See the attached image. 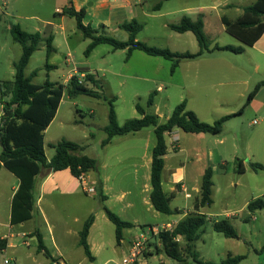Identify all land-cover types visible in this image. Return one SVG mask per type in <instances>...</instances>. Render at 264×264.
I'll return each instance as SVG.
<instances>
[{
  "label": "rangeland",
  "instance_id": "374dc122",
  "mask_svg": "<svg viewBox=\"0 0 264 264\" xmlns=\"http://www.w3.org/2000/svg\"><path fill=\"white\" fill-rule=\"evenodd\" d=\"M227 1L235 6L226 8L219 4L221 6L214 10L211 7L218 4L214 0H188L192 7L197 2H202L207 7L209 19L206 34L211 49L217 45L244 47L237 38L226 31L221 17L236 20L242 15L244 6L251 5L256 0ZM159 2L160 0H0V95L2 83L14 82L15 65L23 55L22 45L14 40L11 33L13 25H19L22 31L29 34L40 32L45 33L47 38H54L53 46L56 51L48 55L46 40L43 39L26 68L27 77L37 72V76L32 79L34 85L40 86L47 81L64 84L70 74L80 76L82 71L94 76L97 87L91 84H88V87L101 93L103 98L88 95L71 98L65 93L54 120L45 132V152L46 156L51 158L56 153L54 146L58 143H77L85 147L83 154L96 159L99 166L114 168L117 190L128 188L134 191L135 196L138 194V226L129 230L128 237L144 236L146 240L143 241L136 264L199 263L192 258L179 263L164 252L157 253L158 249H162V245L157 235H152L151 227L163 228L167 221H179L182 214L165 215L157 212L151 204L149 159L151 160L152 148H147L146 142L149 138L148 132L153 131L152 127L146 128L143 131L145 133L135 139L132 136L121 137L112 145L102 147V142L107 136L105 127L109 123V102L115 98L113 104L120 125L140 116L136 110L138 103L150 113L158 111L157 113L166 116L183 102H180L182 95H185L184 99L189 97L188 109L191 108L205 123L213 124L223 117L237 115L224 124L223 133L219 136L206 134L205 138H200L183 134L181 143L185 149L184 153L176 154L170 142V163L174 164V169L185 166L183 173L186 176L187 190L192 195L191 198H185L184 193H177L171 206L174 210L196 212L194 204L196 198H200L202 176L205 167L209 165L214 174V203L201 208V213L207 215L209 221L203 228L200 239L195 243L199 260L203 263L222 264L229 255H245L247 258L240 264H263L264 209L250 214L246 204L264 198V170H255L251 166H264V106L258 104L251 109L245 105L248 96L264 81V57L254 48H245L243 54L215 51V57H209L203 65L202 74H209V77L199 78L197 82L194 75L195 71L200 69L201 63L197 67L194 66L196 61L184 60V63L181 62L182 73L188 86L183 87L186 83L181 82L180 74L174 76L173 82L169 80L171 62L162 58L153 59L141 51H136L127 60V49L115 50L110 45H100L87 57L85 51L91 40L84 37L77 27L76 19L57 15L58 11L72 5L75 10L82 12L85 26H90L98 35L106 34L121 42L129 40V33L119 25L135 20L144 26V30L137 36V41L151 47L168 48L173 52L180 50L176 53L181 55L197 54L200 48L193 33L180 37L168 27L169 24L180 23L173 12L182 9L187 1H166L160 12L154 10ZM108 3L112 7H109ZM129 3H133V6ZM187 11L180 17L190 16L194 20L197 19V16L189 15L195 13L194 10ZM150 60H159L161 63L154 64ZM185 64L192 65L186 67ZM81 77L83 78L82 75ZM201 85H206V88H199ZM160 86L163 90L157 91ZM151 95L154 97V105L148 108L147 103ZM263 97L264 87L256 98L262 100ZM241 111L242 114L239 115ZM2 115L0 107V119ZM255 121L258 123L255 124ZM154 144L155 136L152 135L151 147ZM239 161L246 164V172L238 171ZM223 162L226 163L224 167ZM134 176L139 178L138 188L133 187ZM5 181L0 179V193L7 188L10 191L9 184ZM164 189L169 193L170 188L166 183ZM89 206L97 210V203H91ZM8 210L9 205L1 199V223L7 221ZM133 213H136V210ZM49 217L50 225L53 226L51 234L47 225L37 218L29 222L26 229H40L46 249L53 258L47 256L45 251H38V240L28 239L30 245L27 246L17 238L15 253L20 257L22 264H54L58 247L69 252V264H105L107 261L109 262L106 264H121L129 251L126 244L121 248L117 246L116 238L111 234L116 249L105 251L97 255V260L90 261L73 236L69 242H62L59 236L60 228L54 220L56 216L50 213ZM244 217L249 220L244 221ZM222 219L230 220L238 233L237 239H228L214 231V221ZM99 225L108 233V226L101 221ZM180 246H185L183 240ZM3 260L4 257H0V264Z\"/></svg>",
  "mask_w": 264,
  "mask_h": 264
},
{
  "label": "trees",
  "instance_id": "16d2710c",
  "mask_svg": "<svg viewBox=\"0 0 264 264\" xmlns=\"http://www.w3.org/2000/svg\"><path fill=\"white\" fill-rule=\"evenodd\" d=\"M171 0H160L154 10L162 9L164 2ZM57 15L68 16L77 21V27L83 32L86 39L91 40L85 55L88 57L98 46L110 45L115 50H128L127 60L133 52L141 51L152 57H160L172 63L171 72L174 73L184 60H194L203 54L214 51H229L234 54H243L246 47L254 46L264 34V0H256L252 5L244 7V12L237 20H230L223 17L222 21L226 31L237 38L244 47L215 46L210 48L208 38L205 33V24L200 16L196 20L189 16H184L179 24L170 26L176 33L192 32L198 42L199 52L197 54H184L173 52L168 48H157L148 46L137 41V36L144 30V26L133 20L130 23L121 25V28L129 33V40L118 41L106 34L98 35L97 31L90 26L83 24V14L70 5L60 10ZM2 20L0 14V22ZM11 33L14 40L23 47V55L15 65V80L13 83H2L0 95V107L3 111L0 125V169L6 168L14 174L20 181L12 201L11 223L13 225L27 222L33 218L35 210V179L42 169H49L53 172L69 169L72 175L79 179L82 174H88L98 169V161L83 154L85 147L77 143L62 141L54 146L56 153L48 160L45 152V132L54 120L61 105L65 93L71 98L79 95H88L102 99L101 93L90 89L88 84L97 87V80L94 76L86 72L83 78L72 76L67 85L51 83L47 81L43 85H34L32 79L37 76L34 72L31 77L25 74L26 68L32 55L39 49L42 35L38 32L29 34L21 30L19 25H13ZM54 38L49 36L46 40L48 55L54 53ZM55 68L54 66H48ZM264 87V81L259 83L255 90L248 96L245 107L250 106L256 98L258 92ZM9 98L8 100L6 98ZM107 100V99H105ZM115 98L109 102V123L105 127L106 138L102 142V147L109 145L115 137H122L135 134L146 128H154L156 144L152 150L151 165V193L150 200L153 208L165 215L181 214L180 210H174L171 206L173 196H168L163 188L162 175L165 167V157L168 153L166 134L179 129L188 134H209L219 136L223 133L224 124L232 119L231 115L223 117L213 124L203 122L193 111L188 109L187 101H183L175 107L170 117L165 122H160V117L155 113L148 112L141 104L136 105V110L140 115L138 118L127 120L123 125L118 122L117 113L114 108ZM154 105V97L150 96L147 107ZM9 114L7 118L4 115ZM242 114V111L239 115ZM255 170H264L261 164H251ZM238 171H245L242 161L238 162ZM214 181L213 170L208 167L202 176L200 189L199 208L211 206L213 201ZM247 209L250 214L264 209V198L251 201ZM109 220L116 227V241L118 245L123 240V231L131 229L134 225L123 221L115 213L106 210ZM94 216H90L85 222L80 232V246L84 249L89 260H93L92 252L88 244L90 229L94 223ZM208 216L198 212L189 213L173 228L172 231L161 232L157 239L162 245L157 253L164 252L169 258L179 263L186 262L192 258L199 264H216L213 262L203 263L199 260L195 243L200 239L203 228L208 223ZM214 231L223 234L228 239H237L238 233L232 226L229 219L214 221ZM184 241L185 246L181 248L180 242ZM8 247V241L0 238V251ZM264 249V248H263ZM39 252L45 251L46 255L52 257L43 242L38 240ZM247 257L245 255H229L222 264H240ZM55 262L57 260L54 259ZM264 264V263H263Z\"/></svg>",
  "mask_w": 264,
  "mask_h": 264
},
{
  "label": "crops",
  "instance_id": "0c3cea01",
  "mask_svg": "<svg viewBox=\"0 0 264 264\" xmlns=\"http://www.w3.org/2000/svg\"><path fill=\"white\" fill-rule=\"evenodd\" d=\"M171 1H177V0H171ZM180 1H187V2L185 3V6L183 5L181 7L182 9H178L175 12H173L174 15L177 16L179 20L178 22H180L183 18V17L182 18L180 17L182 13L188 12L187 10H190V9L192 11L194 10L195 13L189 14V15L197 16L196 18L201 16L203 18L204 24H205L204 30L206 33V27L208 24L207 20L209 19L208 14L206 12L207 7L204 6L202 2H197L194 5V7H192L191 5H189L188 0H180ZM214 2H218V4H215L214 6L211 7L214 10L218 9L221 6L219 4H222V6L226 8L235 6L234 3H230L227 0L226 1L214 0ZM129 4L130 6H133V3H129ZM108 5L109 7H112L110 3H108ZM161 10H159V12ZM61 17H68V16H61ZM223 17H226V16H223ZM223 17H221V21ZM171 25H174V24H169L168 27L170 28ZM119 26L121 28V25ZM223 26L225 25L223 24ZM188 33H192V32H186L183 34L177 33V35L181 37L183 35H187ZM40 34L42 35V40L43 39L47 40L45 33H40ZM246 48H254L255 50L258 51V53L261 56L264 57V34L254 46L246 47ZM135 52H133V54ZM174 52H180V50H176ZM182 52H188V51H182ZM214 52L205 53L201 57L191 60V61H196L197 64H194V66L197 65V67L201 63L199 66L200 69L195 71L194 77L196 78L195 79L196 82L199 81V78L209 77V74L208 76H204L202 74V70H203V65L206 63L207 59H209V57H211V59L215 57ZM149 57H152V56H149ZM152 58L158 59L160 57H152ZM150 61L154 64L161 63V62H158L159 60H150ZM183 63H181L179 68L174 73L171 72V76L169 80L173 82L174 76L178 73L180 74V78L182 79L181 82L186 83V85H184L183 87H187L188 86L187 82L182 73ZM185 65L186 67H190L192 64H185ZM82 72H86V71H82ZM216 72H218V70H216ZM73 75H75V73L69 75V77L66 79L64 83L65 85L69 83L70 78ZM84 75L85 74H82V76ZM179 86H182V85H179ZM199 88L201 89L206 88V85H201ZM162 90L163 88L161 86L158 87L157 89V91H162ZM184 98H185V95H182L180 102L187 100L188 102L187 104L189 106L190 104L189 97L186 99ZM258 104H260L261 106H264V97L262 100L255 98L249 107L253 109ZM172 111L166 116L160 113H157L158 111H156L155 114H158V116L160 117V122H165L172 114ZM143 131H140L135 134H129V135L122 136V137L132 136L135 139L138 137V135H141V133H145ZM183 134H188V133H184L183 131L176 129L172 131L171 133L166 134L167 146L170 144V142H172L173 149L176 152V154L185 152V149L182 147V143H181ZM148 135H149V138L146 142V147L149 149L152 148L150 149L151 160L149 159V164H150L149 178L151 180L152 150L156 144V138H155V144L153 145V147H151L152 146L151 145L152 135L155 136L154 128H153V131L150 130L148 132ZM191 135H196L200 138L206 137V134H203V133L202 134H191ZM118 138H121V137H115L112 140V142L109 145H107V147L112 145L115 141H117ZM196 154L197 156L199 155V153H196ZM169 156H170V149L168 146V153L165 157V167H164V171L162 175V181H163V188L166 183L169 186L170 191L168 193L164 189L165 193L168 196H173V197H175L177 193H184L185 198H191L192 195L187 190V185L185 181L186 176L183 173V169L185 168V166L182 165L183 168L178 167L177 169H174L175 168L174 164L170 163ZM51 158H48V160H50ZM243 165L245 169L244 172H246L247 167L244 162H243ZM224 166H226V163L223 162L222 167ZM103 167L98 165V169L96 171H91L87 174L90 180L96 183V193H93V194H88L83 190L80 181L78 180V178L72 175L69 169L58 171V172H53L49 169H42V171L37 175L35 179L34 197H35L36 205H35V210L33 213V218L27 222L17 224V225H13L11 223V214H12V201H13V198H14V195L17 189L19 188L20 181L14 174H12L6 168L2 167L0 169V179L6 180L5 182H8L10 191H8V188H7L5 189L3 193L2 192L0 193V200L4 199L6 201L7 206L9 205L7 221H5L4 223L0 222V238L6 239L8 241V247L4 251H0V257L9 256L10 258H13L17 262V264H22L20 257H17L15 253L16 248H17V245L15 244V240L17 238H20L23 244L29 246L30 244L28 242V239L30 241L39 240V238L43 239V236L39 228L38 229L37 228L26 229V225L29 222L34 221L36 218L41 219V221H43L47 225V227L49 228V232L51 234L53 226L50 225L51 224L50 217H49L50 213L56 216L54 220L58 223V227L60 228L59 236L62 242L63 243L69 242L71 237L73 236L74 239L78 240L79 245H80V232L82 231L85 222L90 216L92 215L94 216L95 220L90 229V234L88 237V244L90 246L92 256H93L92 261L98 259L97 255H100L105 251H109L110 249H113V250L116 249V244L115 242H112V239H111L112 235H114L116 238V227L109 220L106 210H109L115 213L123 221L132 223L134 227L131 229H134L138 226V221H137L138 216H139L138 214L139 201L137 198L138 194L135 196L134 191L128 188L127 189L121 188L117 190L115 188L117 184V181H116L117 177L116 175H114V171H115L113 170L114 168L108 167L106 165H104ZM208 167H205V169ZM205 169L204 171H206ZM136 170H139V169H136ZM132 182H133V187L138 188L139 186L138 176H134L132 178ZM151 190H150V193H151ZM187 195H190V197H187ZM198 202H199V197L196 198L194 209L196 212L198 210V212L201 213V208L198 207L199 205ZM91 203L92 204L97 203V210L91 209V207L89 206V204ZM248 204L249 203L246 204V207L248 206ZM134 210H136V213H133ZM181 212H182L181 213L182 218L179 221H174V222L167 221L166 225L171 224L173 227H175L177 223L183 220L189 213H194V212H191V210L186 211V212H184L183 210ZM169 216H172V215H169ZM248 220L249 218L244 217V221H248ZM99 221H101L105 226H108V229H109L108 233H106L104 229L99 225ZM151 228H155V227L152 226ZM131 229H125L123 231V240L121 241L119 245L116 241L117 246L121 248L124 244H126L127 247L130 248L131 241L137 237V236L128 237L129 230ZM43 242H44V239H43ZM67 257H69V252L62 247H58L57 256L55 260L57 261L59 260V262H64V263L69 264L67 261ZM108 262L109 261H107L106 263ZM55 263H58V262H55Z\"/></svg>",
  "mask_w": 264,
  "mask_h": 264
},
{
  "label": "built area",
  "instance_id": "2783aa9c",
  "mask_svg": "<svg viewBox=\"0 0 264 264\" xmlns=\"http://www.w3.org/2000/svg\"><path fill=\"white\" fill-rule=\"evenodd\" d=\"M255 124L258 122L255 121ZM82 185L83 190L88 194L96 193V183L91 181L87 174H82L78 179ZM187 197H190V195H187ZM173 226L171 224H167L163 226V228H151L152 235H158L161 232H167L172 231ZM146 240V237L140 236L134 238L130 243V248L127 253V255L123 258L121 264H136L138 262L139 256L141 254V250L143 248V241ZM180 239H177V242H179ZM2 264H17V262L10 257H4ZM54 264H67L64 262H58Z\"/></svg>",
  "mask_w": 264,
  "mask_h": 264
},
{
  "label": "water",
  "instance_id": "95a60500",
  "mask_svg": "<svg viewBox=\"0 0 264 264\" xmlns=\"http://www.w3.org/2000/svg\"><path fill=\"white\" fill-rule=\"evenodd\" d=\"M8 116H9V114L4 115L5 118H7ZM0 120H1V119H0ZM0 125H3V123H1ZM0 136H1V129H0ZM0 148H2V144H1V142H0Z\"/></svg>",
  "mask_w": 264,
  "mask_h": 264
},
{
  "label": "flooded vegetation",
  "instance_id": "af4514ba",
  "mask_svg": "<svg viewBox=\"0 0 264 264\" xmlns=\"http://www.w3.org/2000/svg\"><path fill=\"white\" fill-rule=\"evenodd\" d=\"M0 124H1V122H0Z\"/></svg>",
  "mask_w": 264,
  "mask_h": 264
}]
</instances>
